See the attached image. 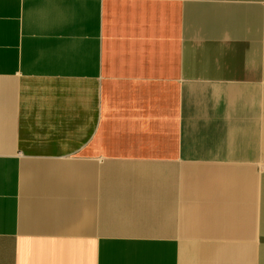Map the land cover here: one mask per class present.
I'll return each mask as SVG.
<instances>
[{
	"label": "crops",
	"instance_id": "0c3cea01",
	"mask_svg": "<svg viewBox=\"0 0 264 264\" xmlns=\"http://www.w3.org/2000/svg\"><path fill=\"white\" fill-rule=\"evenodd\" d=\"M0 264H264V0H0Z\"/></svg>",
	"mask_w": 264,
	"mask_h": 264
}]
</instances>
